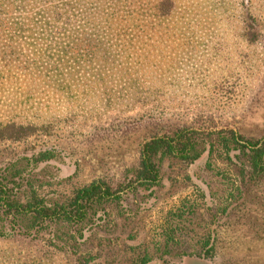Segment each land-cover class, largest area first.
I'll use <instances>...</instances> for the list:
<instances>
[{
	"label": "rangeland",
	"instance_id": "obj_1",
	"mask_svg": "<svg viewBox=\"0 0 264 264\" xmlns=\"http://www.w3.org/2000/svg\"><path fill=\"white\" fill-rule=\"evenodd\" d=\"M85 2L98 0H71ZM85 7L94 26L73 43L0 37L1 173L20 174L55 200L95 179L124 181L140 144L167 130L231 128L264 136V0H177L161 38L146 35V20L135 37L119 35L130 24L123 12L110 19L109 36L100 37L103 18L93 15L96 6ZM128 11L138 18V3ZM42 151L53 155L37 161ZM208 158L167 160L152 194L125 199L123 222L106 230L105 238L118 237L112 250L151 246L165 214L194 208L197 224L186 226L209 236L214 249L179 264H264V180L240 189L236 199L221 196ZM27 247L0 240V264H23ZM49 262L63 264L57 256Z\"/></svg>",
	"mask_w": 264,
	"mask_h": 264
},
{
	"label": "trees",
	"instance_id": "obj_2",
	"mask_svg": "<svg viewBox=\"0 0 264 264\" xmlns=\"http://www.w3.org/2000/svg\"><path fill=\"white\" fill-rule=\"evenodd\" d=\"M142 1L98 0L73 6L71 0H0V37L28 44L37 40L50 45L73 43L82 37L84 28L94 26L84 17L89 14L88 5L96 6L93 15L103 18L105 26L98 24L100 37L109 36V21L119 12L129 16L130 21L119 29V35L135 37V29H142L140 21L146 20L143 30L148 37L167 36L166 22L176 15L177 0H157L151 8ZM135 3L140 10L138 18L128 11ZM76 10L74 18L67 14ZM204 153L209 157L208 170L219 175L221 196L236 199L242 195L240 189L264 180V136L246 137L231 128L178 127L145 139L124 181L113 186L95 179L62 199L45 198L20 174L0 171V240L27 242L23 264H51L52 256L63 264H147L153 260L179 264L186 256H209L214 249L209 236L186 226L197 224L194 208L185 212L177 207L165 214L151 246L126 245L113 251L111 245L118 237L105 238L109 226L123 222L118 214L125 199L139 192L152 194L159 187L167 160L193 162ZM52 155L50 151L38 152L36 160H48ZM107 208L115 211L110 214ZM130 237L132 234L125 239Z\"/></svg>",
	"mask_w": 264,
	"mask_h": 264
}]
</instances>
